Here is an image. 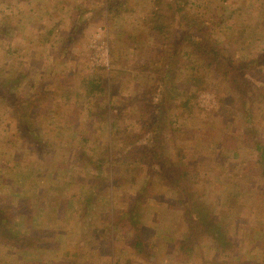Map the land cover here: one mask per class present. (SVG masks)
<instances>
[{
	"label": "rangeland",
	"instance_id": "rangeland-1",
	"mask_svg": "<svg viewBox=\"0 0 264 264\" xmlns=\"http://www.w3.org/2000/svg\"><path fill=\"white\" fill-rule=\"evenodd\" d=\"M0 208V264H264V0H0Z\"/></svg>",
	"mask_w": 264,
	"mask_h": 264
},
{
	"label": "trees",
	"instance_id": "trees-1",
	"mask_svg": "<svg viewBox=\"0 0 264 264\" xmlns=\"http://www.w3.org/2000/svg\"><path fill=\"white\" fill-rule=\"evenodd\" d=\"M6 212V210H5ZM195 213V212H194ZM8 216L7 214L4 213V210L2 208H0V222L3 223L4 217ZM196 217L199 218V220L197 221V219L193 216V213H187L186 214V219L188 220V222L190 223V228L196 233L199 232L200 229V234L202 235L203 233H209L211 235V237L215 240H217V247H225L224 245V241L226 240V238L222 237L220 234H218L217 232L219 231L218 229V225L215 223V218L212 217V214H210L209 212L203 210L198 212V216L196 215ZM130 226L132 227V224H130ZM136 226V225H133ZM192 234V232H188L185 236V240L187 241V238L190 237V235ZM0 235H2V238H6L7 241H10V238H13L12 236H10L8 233L6 232H1L0 231ZM139 236V233H138ZM16 238V237H15ZM183 239V241L185 242V240ZM135 241V239H134ZM19 242V241H18ZM21 243V242H20ZM141 243L142 242H137L135 243L137 248H142L141 247Z\"/></svg>",
	"mask_w": 264,
	"mask_h": 264
},
{
	"label": "crops",
	"instance_id": "crops-1",
	"mask_svg": "<svg viewBox=\"0 0 264 264\" xmlns=\"http://www.w3.org/2000/svg\"><path fill=\"white\" fill-rule=\"evenodd\" d=\"M48 53V51H47V49L45 50V51H43V53L42 54H40L37 58H36V60H35V63H36V66L37 65H39L38 66V68L39 69H41L43 72L41 73V76L43 77V78H46L47 77V75H46V71L48 70V69H50V67H48V66H46L43 62H42V60H44V58L46 57L45 56V54H47ZM50 54H52L51 52H49ZM43 56V57H42ZM39 57H40V59H39ZM50 57H52V56H50ZM40 60V61H39ZM51 62V60H50V58H45V62ZM70 66H72V64H69ZM35 66V67H36ZM55 67H58L57 65H54ZM78 67H77V65L75 66V69H77ZM44 81H46L45 79H44ZM16 86H17V83H16V81L14 82V88H16ZM47 92H49L48 91V89H46V88H44L43 90H42V92L41 93H39V95L38 96H41V97H43L44 98V102H47V100H46V95L47 94H50V93H47ZM40 97V98H41ZM50 100H51V97H50ZM59 107H60V103L58 102V98H56L55 100H54V110H58L59 109ZM41 110V107H40V109H39V112L38 113H36V116H43L42 115V112L40 111ZM50 111H53V110H50ZM44 116H45V114H44ZM102 258V257H101Z\"/></svg>",
	"mask_w": 264,
	"mask_h": 264
},
{
	"label": "built area",
	"instance_id": "built-area-1",
	"mask_svg": "<svg viewBox=\"0 0 264 264\" xmlns=\"http://www.w3.org/2000/svg\"><path fill=\"white\" fill-rule=\"evenodd\" d=\"M101 48L103 49L102 53H101V57H102V61L99 60L98 63H96L95 65L97 67H108V49L103 45L101 46ZM101 59V58H100Z\"/></svg>",
	"mask_w": 264,
	"mask_h": 264
}]
</instances>
